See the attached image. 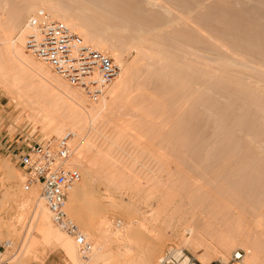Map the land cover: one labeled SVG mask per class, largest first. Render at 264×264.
<instances>
[{
	"label": "bare ground",
	"instance_id": "6f19581e",
	"mask_svg": "<svg viewBox=\"0 0 264 264\" xmlns=\"http://www.w3.org/2000/svg\"><path fill=\"white\" fill-rule=\"evenodd\" d=\"M76 1L77 3L78 1L79 2L81 1L82 3L81 2L80 3L83 5L78 3L81 5L80 7L73 6L74 3H76ZM120 1H121V5L117 4L118 0H9V4L6 6L3 0H0V84L2 85L5 92L11 98L14 99L17 107L21 108V111L25 109L28 111L26 113H27V120L31 121L32 125L31 124L30 125L33 128L38 127L41 133H51V134H55L56 136H61V135L63 136L64 134L72 131L71 132L72 136L69 139L72 157H70L68 163L69 165H75L79 167L81 171L85 174L87 181L97 179L96 172L103 173L106 175V181L110 186L116 185V189H120L122 186L121 164L124 163L123 160L124 157L122 154L128 156L130 161L129 165L127 166L128 184L130 185L131 193L136 192L137 193L136 199L140 201V199L142 198L140 194L143 191V187H141L138 180L141 179V177H143V174L148 175V173H141V170L138 169H137L138 171L135 170L137 168V166H135L137 162L136 159L134 158L133 152L140 150L138 151L139 154V152L141 153L145 151V149L143 148L145 144L140 140V138L144 136V134L140 129L138 130L137 128V125L138 126L141 125L142 122L134 124L130 119H126V120L125 118L115 119L114 115L125 113L130 117H134V115L137 116L145 115L146 117L147 116L154 117L164 113H173L178 115L177 120H175L173 124L175 129L181 134L186 135L188 137L186 133L187 132L186 130L188 129L186 127H189V129L191 127L192 129L190 130H193L192 132H194L193 129L194 124L195 123L197 124L198 122L196 121H199V118L203 117L202 114H204V116L206 117L208 116L207 115L208 113L212 114L214 111L217 110L216 108H219L214 114L215 116L216 114L220 115L221 112H223L221 113L223 114L222 115L223 117L225 116L226 118H229L233 116L231 117V119L233 118L231 121L230 119L222 118L221 121L222 120L224 121L225 119V121L224 122L222 121V123H219L217 121L218 116L215 117L213 115L215 119L217 118L215 121H213L214 117L212 121L209 119V122H211L210 124L217 123L216 124L217 126L215 125L217 128H219L220 125V130L221 129L223 131L225 130L224 132L227 133L228 132L234 133L233 135L230 134L229 136H227L229 133L228 134L227 133L224 134V132L222 133L224 134V136L225 135L227 136V138L225 136L226 139L224 140L223 139L221 140L219 138L220 141H222V143L224 142L223 147L225 146V144L227 143L229 144V141L227 140H231L230 144L231 143L232 144H231V148L229 149L235 151V152L232 151L234 157L236 155L235 153L238 150H241L242 148L241 143L243 145H247L246 146L247 149H248V145L249 148L252 145L253 146V147L251 146L252 152L254 151L257 152L258 150L260 153L257 154L255 152L252 153L250 151L252 154L251 155L249 154L250 155L249 156L248 153L250 152L248 150H246L247 151L246 153L241 151L242 152L241 154L243 153L244 155L247 154L246 155L247 157L243 155L245 158L244 157L241 158L242 156L239 155V158H241L239 159L238 154L236 155L238 160H241L240 162H242L241 164H237L238 168L235 167L236 170L239 171V169H242L240 167H243V165L247 167L246 163L249 164L251 163L249 165L251 166V168L253 167L252 165L254 164V168H252L253 172L251 170L252 173H250L249 172L250 168H246V170H248V173L250 174L248 175L246 171V173L243 174L245 175L247 174V175L246 176L243 175V176L245 179H247L250 178L249 176L252 175L251 177L254 178L253 179L254 181L257 180L260 182V180H262L261 183H263L264 180L262 178H264V138L262 137H264V117H261L262 116L261 114L264 113V72H263L264 70L258 68L257 66H264V48H263L264 41L262 42L263 44H260L261 42L260 40L262 39V37L259 38L260 47H258V50L260 48V51L258 50L256 51L255 49L257 48H255L253 45L254 47L253 49L254 51H256L255 53L258 52L259 56H255L256 54H254L253 50L250 51L252 49V48L250 49V45H246L248 41L252 39V36L255 35L256 37L257 36L260 37L264 32V26L261 24L262 22L260 24L258 23L259 24L258 25L256 23L259 21H257L256 23H255L256 20L252 21L253 20L252 14L253 13L256 14V11L259 13L260 10H257L256 7L254 8L256 9L255 11L253 7H251L252 9L248 8L250 7L251 4L250 5L248 4V6L245 7L246 0L245 1L243 0L245 2V5L243 4L244 2L242 1V4L244 6L243 8H241L242 6L240 0H237L236 2V4H238V2L240 3L241 7L239 8L235 6L236 5L235 3L232 4V2H235L234 0H232V2L229 0H209V2L207 3L208 7H204V8L202 7L203 6L202 0H201L202 2L200 3V6L202 8L199 6L200 0L199 2L198 0L197 1L178 0L181 1L182 4V5L180 4L181 6H183L184 4L185 8L191 10V12L188 13L187 9L186 10L183 9L185 13L187 12L186 16L184 15L185 18H183V14L185 13L182 12L181 15V11L180 13L177 11L179 13L178 16L181 15L180 17L183 18L182 22L185 25L182 26L184 27L183 29H180L178 23L175 24L172 21L167 20L166 21L167 24L165 23L159 24L158 20L155 18V16L157 17V15L159 16L164 15L163 17L165 18L170 16L172 17L173 15H170L171 10L169 9L165 8L163 14H160L162 13V10L157 14V12L154 11L155 12L154 13L151 9L150 11L149 8L147 9V7L145 6V3L148 2L149 0L146 1L143 0L144 3H142V0L141 1L138 0L136 2L135 0L134 1L119 0V2ZM179 3L180 2H178V4ZM254 4L252 6H254ZM205 5L206 4H204V6ZM143 6H145V8ZM181 8L178 9L181 10ZM44 12L48 13V15H50L52 18L59 19L64 23H66V25L69 28L76 31L84 39L85 42L89 43L93 47L99 50H104L109 52L113 56L115 61L118 63L120 70L117 76L113 80L111 86L109 87L105 95L104 96L102 95V97L99 99L97 103L88 101V99L85 97V95L82 92H80L76 88L74 89L73 87L71 88V86L68 83H66L63 79H61L59 76L53 73L48 66L38 61L37 59L36 61L35 59L32 58L30 54L25 52L23 48L22 27L30 15L41 14ZM194 12L198 14L199 16L198 19L200 20L196 18L198 16L194 14L193 16L191 14ZM175 15L177 14L175 13L174 16ZM210 15L211 17H213V20L215 19L216 22L215 21L214 22L216 26L212 25L214 24L211 23L213 20L209 24H207V27L205 25L202 26L203 28L206 27L208 29V30L206 29V32L208 31L207 34L209 35H205L204 34L205 30L201 29L203 33L199 31V29H197L198 28L197 26H193L194 23L192 22V20H190V18H192L191 16H193L198 20L200 25H203L205 24L204 21L207 20V18H209ZM262 15H264V13H262ZM261 18L259 19L262 20L264 17L262 19ZM176 19L175 21L177 22ZM108 20H113V22L115 23L118 21L121 24L119 27V31L123 34L122 35L120 34L119 36L120 38L118 36L115 37L116 33L110 30L109 27L110 25H108L107 23ZM197 20L195 22H197ZM197 23L195 25H198ZM217 28L220 30H218ZM159 32L161 34H165L168 38L167 39L168 41H169L168 35L172 34L171 35L172 38L170 37L171 38L170 42H172V44L170 45L172 47V45L175 46V44H178L175 46V48L177 49L178 47H180L178 48L179 49L178 51L181 52V54H179V52L177 54H173L174 53L173 52L167 56L165 53L168 60H163L162 56L164 54L159 52V44H158L159 38L157 39L153 38L154 39L153 41L147 40V42H145V39L147 38L148 35L159 37ZM175 35L177 36L180 35L179 37L181 38V41L183 43L181 41H180L181 43H179L180 38ZM178 38L179 40H177ZM255 39L256 38L252 40L255 41ZM252 40L249 42L250 44H252L251 43ZM130 47H132L135 50L134 51L135 54L131 60L126 61L125 59H123V54L124 51L126 52L128 48L131 49ZM247 47H249V49H247ZM228 51H230L231 54L233 52L234 56L230 55ZM159 76L160 77L163 76L162 78H160V81H159ZM152 82L159 84L160 88H162L161 90L167 88V90L164 92L165 96L169 98L173 97L174 99L172 101H167V102L162 101L161 103H159V105L154 106L153 103L157 104V102L151 99H153L155 93L149 91L147 92V90L144 89L148 83L151 85ZM208 91L210 93L212 92L216 94L220 98L223 97L224 99L222 100H224V103L225 100L228 103L227 104L222 103L223 105L222 106L220 103H217L215 101L216 99L212 101L211 98L212 101L211 103L213 105L211 104L207 105L208 103L205 104V101L207 102V100L205 101L203 100L204 104L201 103L203 104V106L202 108H200L203 109V112L199 113L201 111L199 109L200 111L199 112L197 111L198 112L197 113L195 108L193 109L192 108L193 106H189V105L190 103L195 104L196 99L198 97L199 99L203 97L206 98V95H208L209 93ZM206 92L208 93L206 94ZM208 97L209 96H207V98ZM214 101L217 104H219L220 107L218 106L216 107L217 104ZM211 106H214L216 108H214L213 111H211L210 109ZM218 111L220 113H218ZM226 111L229 112L230 114V116L228 114L229 117L227 116ZM185 115L187 117L186 120L184 119ZM194 115H197L199 117L198 119H196V121ZM197 116L195 117L197 118ZM111 117L112 120L110 121L109 118ZM191 118L194 119L195 121L193 125ZM190 119H191L190 123L192 126H190L188 123ZM206 119L204 120L206 121ZM228 120H229V124L231 123L230 125L229 124L227 125L225 123ZM202 121L203 119L201 120L200 118V123ZM245 123L247 124L245 125ZM206 126L208 125L206 124ZM212 127H210L211 129L210 128L209 129L212 130ZM107 128H109L108 129L110 131L109 133H107ZM66 129H70V130L66 131ZM213 130L217 131L216 129ZM196 131L198 132V129ZM199 131H201V129ZM235 131L238 133L244 132L245 135L243 133H240L244 136L240 135L238 137L237 135H235ZM211 132L210 133L212 135L210 137L212 138L213 133L215 132L213 131ZM95 133L103 137L104 141H99V140L95 141V138H93ZM202 133L206 135L204 131H202ZM220 133L219 135L221 136ZM195 134L193 133L194 136ZM166 135L167 136L172 135V133H168ZM189 136H190V131H189ZM231 136H235V138L238 137V139L234 138L235 140H233V137L231 139ZM202 137L203 136H201V138ZM192 138L193 137H191V139ZM215 138H217V136H215ZM168 141L169 140H167L166 142ZM253 141L254 144H252ZM188 142H190V140ZM192 142H194V140ZM239 142L241 143L239 144ZM199 143L201 144L203 142H199ZM212 143L213 141L211 142L210 145H212ZM220 143L217 144L220 145ZM189 145H192V143ZM112 147L115 150L114 153L110 152L111 151L110 148ZM178 147L179 146L173 148V150L176 153L179 152L182 153ZM223 147L221 146V149H223ZM225 147H227V145ZM199 148L200 147H198V149ZM201 148L203 149L202 146ZM201 148L199 149L200 152L202 150ZM141 149L144 150L141 151ZM209 149L211 148L209 147ZM187 150L186 151L182 150V151L184 153L185 152L188 153ZM227 150L225 149V151ZM162 151H164V148ZM191 152L192 151H190V153ZM206 152L208 151L204 152L203 150V152L201 153H206ZM184 153H182L181 154L182 156H180V158H177V160L187 161L185 159L187 158V156L185 157ZM226 154L227 153L225 152L224 155ZM140 155L142 156L143 153ZM151 155L152 154L150 153V157H152ZM205 155L207 156L208 153ZM227 157L225 156L222 157L220 162L225 163L223 159L225 158L226 160ZM165 158L166 157H163V155L159 156V163H158L159 169L157 170V172H159L160 170L167 171L166 166L164 164L165 162L164 160H166ZM149 159L151 161V159L153 158H149ZM202 159L204 160V158ZM203 160L200 159L198 161L200 162ZM227 163H225V165ZM158 164L156 165L158 166ZM156 165L154 166L156 167ZM225 167L227 168V166ZM245 167L243 168L245 169ZM214 168H217L216 170H218V167H214ZM216 170L214 171V173L212 168L211 170H208V172L210 171L213 173L211 174L209 172L208 179H210V176H212L211 177L212 179H210L209 181L211 180L213 181V179H216V181L218 180L217 178L219 177H218V173H216ZM222 170L223 168L221 167L220 171ZM154 172L155 173H152V171L150 170L151 175L148 176L157 177L156 174L157 172L155 170ZM226 172L228 174V171ZM226 172L222 171L221 175L222 173L225 174ZM3 173H5L4 174L5 179L14 178L15 181L20 179V177L16 178L14 176H11L12 172H10L9 170ZM169 176H170V172H168L167 177ZM190 177H188V179ZM227 178L228 177H225V179ZM185 179L187 180V178ZM157 181H155V183H159L160 185H162V180L159 179V182ZM243 181L241 182L240 180L239 182L234 181L233 184L230 183L231 181L230 182L225 181L224 184H221L222 182L219 183L220 181L218 180L217 182L219 184H216L217 182L214 183L215 181L212 182L214 184L209 183L211 184L210 188L212 189L211 190L212 193L208 194V197L211 199V207H212L211 213L220 215L219 219L218 218L215 219L220 224H219V228L214 227L213 226L214 223L212 224L209 222L207 225L213 226V228H215L216 231L213 228L211 229L210 227V231L211 230L215 231V232L212 231L214 232V234L216 233V235H218L219 232V235L216 236L217 238L216 240L215 238L213 240L212 239L213 237H210V240L212 239L210 242L208 240L203 239L202 236H200L199 234L196 235L194 233V235H192V231H193L192 228L190 229L187 228V231L190 233V236H192L193 239L198 241L199 246L202 247L203 250L202 256H204L207 252L209 253V251H212L214 252V254L217 255V257L223 259V257H225V255H227L231 249L236 247V243L240 242L242 246L245 247L246 251L240 260H238L237 262L234 261L235 263L264 264V249L262 247L264 246V204L262 203V200L264 201V199L260 198L261 201L260 199L259 200L257 199L258 200L257 202L258 203L261 202V204L256 203V205H254V202H251L254 201V200H250L251 198L249 199L250 202L246 201V199L249 197V192L252 191L253 188L247 193L248 197L247 198L245 197L246 198L245 199L244 196L246 195V193L245 192L243 193V191L241 193V189L244 188L241 187L240 189V186H243V184L247 181L244 182ZM9 182L11 181L9 180ZM16 183L19 184L20 182L19 183L16 182ZM251 183H253L252 180ZM195 185L197 186V184L194 183V186ZM12 186H14V184L9 186V188L10 187L12 188ZM80 186L77 184L74 187V189L71 191L65 203V208L69 216L71 215L70 217H72L74 222L78 226L82 227L81 232L85 236L88 235L87 233L88 231L85 227L86 223L84 222L83 219V215L86 211L82 212L81 207L83 202L89 199L90 195H88L89 190L86 191V187L83 184ZM16 188L17 189L15 191H12L11 189L12 191L11 194L13 193L14 195H16V197L14 198H17L18 202L17 200L16 202L17 204H19L18 206L20 212H17V214L14 216V218L16 217V220H13L14 218L8 219L4 215L3 216L0 215V242L5 244V250L2 253V260L7 261L9 264H13L14 262L17 264H27L26 263L27 261L35 262L34 264H42L44 256L43 254L39 255V253L37 252L36 249L37 246H35V241H33V238L28 234V231H26V233L23 236L22 235L18 236V239H15V235H16L15 226H17V222L20 221V219L24 216L23 209L31 208V220H32L31 228L32 226L35 227V230L41 235L42 241L44 242L46 247H52V248L59 247L64 251L66 255H68V257L72 261H74L77 258V256L75 257L76 243L74 238L70 235H67L66 232H64L60 227L55 225V223L51 219L50 212L46 208L40 196L35 195L34 191L32 190L33 188L29 190L27 193H23L21 190L22 188L21 189H18V187ZM201 188L198 187L197 189L201 190ZM246 190H249V188ZM255 190L253 189V191ZM258 190L261 192V193L259 192L261 195L264 193V190L261 191L260 188ZM256 191L250 193V195L252 194L251 196H253L252 199L255 198L254 194L259 195L258 192L256 193ZM147 193H150V191H148ZM240 193L244 195H241ZM6 194L7 192L6 193L2 192L0 194V205L7 198ZM238 196L239 197L242 196L243 198L240 197L242 198V200H240ZM108 197H110V194H108ZM261 197H263V195ZM88 201H92V200L89 199ZM222 202L225 204L224 208H220L222 207ZM250 203L253 205H251ZM84 208H86V206ZM229 208L236 209L237 212H231ZM105 213L107 214V212ZM107 217L106 215L104 216L102 215V217L100 216L101 219L98 222L97 228H100L102 230V231L100 230L101 232L106 231L107 233L105 232V234H107L111 238H124L126 235L123 233V231L125 227H127V224H129L132 220L131 219L127 220L125 224L119 221L118 224L116 223L114 224L115 226H117V228L114 226L116 229L109 231L108 229L109 218ZM212 241L213 242L216 241L215 244L212 243ZM99 252L100 251H97L96 249L94 250V252L91 255V257H93V260H98L100 258L101 252L100 253ZM131 253H132L131 250L127 249L121 253V256L123 258V256L126 257L127 255L128 258L131 259L132 257ZM108 258L112 259L110 257H106L105 259V256L102 259H104L107 262ZM117 258L118 256H116V259ZM150 258H151L150 255L149 256L143 255L141 257V260L139 261H133V258L128 261L127 259L125 261V258H123L124 260L120 259V261H124L121 262V264H149ZM197 258H198L197 259L198 262L205 261L201 259L200 256H198ZM116 259L115 261H117L118 263L119 260ZM234 262H232L231 264H233Z\"/></svg>",
	"mask_w": 264,
	"mask_h": 264
},
{
	"label": "rangeland",
	"instance_id": "374dc122",
	"mask_svg": "<svg viewBox=\"0 0 264 264\" xmlns=\"http://www.w3.org/2000/svg\"><path fill=\"white\" fill-rule=\"evenodd\" d=\"M136 1H138V0H135V2ZM191 1H190V3H191ZM202 1L200 0V2H199V0H198L199 6H200V3L202 2L203 3L202 4L203 5L202 6L203 8L204 7H208V4L207 3L209 2V0H207V1L202 0ZM229 1L232 2V0H229ZM234 1L235 2H232V4L233 3L236 4L237 0H234ZM240 1H241L240 3H241V6L242 7L240 6V3L239 2H238V4L235 5L238 8L239 7L243 8L244 7L243 4L245 5V2H246L245 7H247L248 4L249 5L251 4L250 7H248V8L253 7V9H254L256 7L257 10H260V11L261 10L262 11L264 10V2H263L264 0H260V1L259 0H246V1L244 0L245 2L243 0H240ZM242 1L244 2L243 4H242ZM3 2H4V4L6 6L9 4V0H3ZM80 2L78 1V3H80ZM178 2H180V3L178 4ZM231 2H229V3H231ZM78 3L76 1V3H74L73 6L80 7L81 5H83V4H81L82 2L80 3L81 5L78 4ZM142 3H144L143 0H142ZM117 4L118 5L119 4L121 5V1L119 2V0H118ZM180 4H181V1H178V0H174V1L173 0H170V1L169 0H149L148 2L145 3V6L147 7V9L149 8V10L151 9L153 12L154 11L157 12V14H158V12H161V10H162V13H160V14H163L165 8L171 10L170 11V15H173L172 17L170 16L171 18L170 17L165 18V17H163L164 15H162V16L157 15V17H156L155 16L156 14L154 16L158 20V23L159 24H161V23L167 24L166 21L167 20H170V21H172L175 24L178 23V25L180 26L179 28L180 29H183L184 27H182V26H185L183 24V22H182L183 18H185L184 15L186 16L187 12L190 13L191 10H188L187 8H185L184 4H183V6H181L182 4L181 5ZM204 4H206V5L204 6ZM253 4H254V6H252ZM260 4H261V6H260ZM145 6H143V7L145 8ZM178 8H181V10L178 9ZM260 8H262V9H260ZM183 9L184 10L187 9L188 11L185 13V11ZM255 10L256 9H254V11ZM177 11L179 13L181 11V15H182V12L185 13V14H183V18L180 17L181 15L178 16L179 13ZM260 11H259V13L256 11V14L253 13L255 16L252 14V16H253L252 17L253 18L252 21H255L256 20L255 23L257 21H259L256 24H258V23L260 24L262 22L261 24L264 26V18H263L264 15H262V13H264V11L263 12L261 11L262 13ZM44 13H46V12H44ZM172 13H174V14L176 13L177 15L174 16V14H172ZM191 14L192 15L194 14V15L198 16V14L196 12L191 13ZM193 16H191L192 18H190V20H192V22L194 23V24L192 23L193 26H197L198 27L197 29H199V31H201V29H203L206 32L207 24H209L213 20V17H211V15H210L209 18H207V20L204 21L205 24L200 25V23L198 22V20H200V19H198L199 16L196 17L198 20L196 18H194ZM200 17H201V15H200ZM254 17H256L258 20L256 18H254ZM176 18H178V19H176ZM193 18H194V21H193ZM210 18H211V20H210ZM252 18H250V19H252ZM259 18H261L263 21L260 20ZM175 19L177 20V22L175 21ZM195 19L197 20L198 23L195 22L196 21ZM214 21H215V19L211 23H214L212 25L216 26L215 25V22L216 21L215 22ZM107 23H108V25H110L109 26L110 27V30H112L113 32L116 33L115 34V37H117V36L119 37L120 34L121 35L123 34V33H121L119 31V27H120L121 24L118 21L115 23V22H113V20H108ZM196 23L198 25H195ZM204 25L206 27L203 28L202 26H204ZM262 25H260V26H262ZM218 30H220V29H218ZM205 32H204L205 35H209V34H207L208 31L206 33ZM171 35L172 34L168 35V37H169V41H168L167 40L168 39L167 36L165 34H161L159 32V37H154L153 35H148L147 38L145 39V42H147V40L148 41H153L154 40L153 38H156V39L159 38V42H158V44H159V52H161V53L164 54L162 56V59L163 60H168L167 57H166V55L168 56L169 54H171L173 52H174L173 54H177L179 52L178 51L179 50L178 48H180V47H178L176 49L175 46L178 45V44H175V43H174L175 46L172 45V47H171V45H170V44H172V42H170V39L172 38ZM263 35H264V32H263L262 36H260V37H258V36L256 37L255 35H254L255 36L254 37V36L251 35L253 40H254V38H256L255 41H253L250 38L252 40V42H251L252 44L249 43L251 40L248 41V43L246 44V45H250V49L252 48L250 51L253 50L254 54H256L255 56H259V53L257 52L258 53V55H257V53H255V52L258 50V47H260V44H263L264 43L263 42L264 41ZM175 36H177V35H175ZM179 36L180 35H178L177 37H179ZM261 37H262V39L260 40L259 38H261ZM179 38L177 40H179ZM180 41H181V38L179 40V43L182 42V41L181 42ZM254 42L255 43H258V44L260 42V44L258 45V44H255ZM251 45H252V47H251ZM253 45H254L255 48H257V49H255L256 51H254ZM130 48L132 50L128 48L127 51L126 52L124 51V54H123V59H125L126 61L131 60L132 57L135 54V52H134L135 50L132 47H130ZM247 49H249V47H247ZM258 51H260V48H259ZM165 53H166V55H165ZM228 53H230V51H228ZM179 54H181V52H179ZM128 55H129V57H128ZM230 55H233V52H232V54L230 53ZM32 58L35 59L33 56H32ZM257 67L260 68V69H262V70H264V68H263L264 66H257ZM165 73H163V74H165ZM162 77L159 76V81H160V78H162ZM197 87H198V85H197ZM71 88H72V86H71ZM73 89H74V87H73ZM144 89L147 90V92L149 91V92L155 93V95L153 96V99H151V100H154V101L157 102V104L153 103L154 106L159 105V103H161L162 101H166L167 102V101H172L174 99L173 97L172 98L171 97L169 98V97L165 96L164 92L167 90V88L161 90L162 88H160V85L157 84V83H155V82H152L151 85L148 83L145 86ZM208 92H206V94ZM211 93L209 92L208 95H206V98H204V97L201 98L200 97L201 99H199V97H198L196 99L195 104L192 103L193 104L192 105L190 103L189 106H193L192 108L193 109L195 108L196 112L197 111L199 112L201 110L199 112V113H201V112H203V109H200V108H202V106L204 104L203 100L204 101L207 100V102L205 101V104L208 103L207 105H209V104L213 105L211 102L213 100H215V99H216L215 101L217 103H220L221 105H222V103L223 104H227L228 103V102H226V100H225V103H224V100H222V99H224L223 97L220 98L216 94H214V93L211 94ZM213 94H214V96H213ZM207 96H209V97L207 98ZM100 98H98L97 100H91V99H88V98L87 99H88V101L97 103ZM211 98H212V101H211ZM200 100H202V101H200ZM218 100L221 101V102H219ZM201 103H203V104H201ZM200 105H201V107H200ZM217 106L220 107L219 104H217L216 107ZM216 107L211 106V108H210L211 111H213V109L216 108ZM216 109L218 110L219 108H216ZM216 111H214L212 114H209V113L207 114L206 113L208 115L206 117L204 116V114H202L204 118L203 117H200L201 120L203 119V121L201 123H200V118L197 115H194L195 121H196V119L199 118V121H196V122H198L200 124V127H199V124L198 123L196 124L195 121H194V119H192L193 118V116H192V118H191L192 119V122H193L192 125L195 123L194 124V127H193L194 132H192L193 130H190V129H192L191 127H190V129H189V127H186L188 130H186V128H185V130L187 131V132L186 131L185 132L187 133L188 137L186 135L181 134L180 132H178L175 129V127H174L173 124H174V121L177 120L178 115L173 114V113H164V114H161V115H158V116H154V117H152V116H147L146 117L145 115L144 116L134 115V117H130L129 115H127L125 113H120V114L114 115L115 119L116 118H125V120L126 119H130V120H132V123H134V124L135 123L142 122L141 125H139V126L137 125V128H138V130L140 129L143 132V134H144V136H142L140 138V140L145 144L144 146H146V147L143 146V148L145 149L146 152L143 151L144 149H141V151H143V152H141V153L139 152V154H138V151H140V150L133 152L134 158L136 159V162L138 163V164L137 163L135 164V166H137V168L135 167L136 168L135 170H137V169L138 170H141V173H148V175H151L150 174V170L152 171V173H155L154 170L157 172V170L159 169V164H158L159 163V156H162L163 155V157H166L165 158L166 160H164L165 161L164 164L166 166L167 171L166 170L165 171L164 170H160L161 171V172L159 171L160 173L159 172L156 173L157 174V177H152V176L149 177L148 175H144L143 174V177H141V179L138 180V182L140 183L141 187H143V191L140 194V196L142 198L139 201V200L136 199L137 193L136 192L131 193V191H130V185L128 184V180H127V175H128V168H127V166L130 163L128 156L122 154L123 157H124V159H123L124 160V163L121 164V169H122V173H121L122 186H121L120 189H116V185L115 186H110L108 184V182L106 181V175L103 174V173H97L96 172L97 179H93V180L87 181L86 180V176L81 171V169L79 167L75 166V165H71V166L75 167L79 171V173L81 175V179H80V182L78 183V185L80 186V185L83 184L86 187V191L89 190L88 191V195H90L89 196V199L92 200V201H88L89 199L88 200H85L83 202V204H82V207H81L82 212H85L86 211L84 213V215H83V219H84V222L86 223L85 224L86 225L85 227H86V229L88 231L87 232L88 235H85V237H87V240L89 241L91 247H90V250L85 255H82L77 250V246H76V254H75V257L77 256L76 259L78 261L76 259L74 261H72L68 257V255H66L64 253V251L62 249H60L59 247H55V248L46 247V245L42 241L41 235L35 230V227L32 226V228H31V224H32V220H31V208H24L23 209L24 216L20 219V221L17 222V226H15V230H16L15 239H18V236H21V235L23 236L26 233V231H28V234L33 238V241H35V246H37L36 247L37 252L39 253V255L43 254V256H44L43 257L44 259L42 261V264H44L47 259L54 260L55 264H77V263H79V264H112L113 261H114L113 264H116L117 263V261H115L116 256H118V258H119V259L117 258L116 260H119L120 261V259L121 260H124L123 258H125V261H126V259L128 258V256L126 255V257L123 256V258H122L121 253L124 250H127V249H130L131 250L132 257L131 256H129V257H131V259L133 258V261H139V260H141V257L143 255H147V256L150 255L151 256V258H150V261L151 262L149 261V264H151L152 262H153L152 264H155L156 260L162 255V253L164 252V250L166 248L170 247V246H175V247H178V248H181L182 250H184L185 254L188 257L193 258V260L195 261L196 264H231L234 261L237 262L238 260L241 259V257L245 254V251H246L245 250V247H243L240 242L239 243H236V247H234L233 249H231L230 252L227 255H225V257H223V259H221L220 257H217V255L214 254V252H212V251H209V253L207 252L204 255L205 256L204 257V256H202V254H203L202 253L203 252L202 247L199 246L198 241L195 240V239H193V237L190 236V233L187 231V228H189V229L192 228L193 229L192 235H194V233L196 235L199 234L200 236H202L203 239L208 240L210 242H211L212 239L214 240V238L216 240L217 239L216 236L219 235V232L218 231H217L218 232V235H216V233L214 234V232L216 230H215V228H213V226L216 227V228H219V224L220 223L217 222L215 219H217V218L219 219V216L220 215H218V214H212L211 213V208H212L211 207V199L208 197V194H211L212 193V191H211L212 189L210 188V185L211 184H209V183H212L214 181H215L214 183H216L218 180L220 181L219 183L222 182L221 184H224L225 181L226 182H228V181L230 182L231 181L230 182L231 184H233L234 181L235 182H239V180H240V182L243 181V180L244 181H247V182H245L243 184V186H240V189H241V187H243L245 189V190L244 189H241V193H242V191H243V193L244 192L246 193V195L244 196V198L245 197L246 198L248 197L247 193L252 188L254 190L255 189L258 190L259 188H260L261 191L264 190V188H263L264 187V185H263L264 182L261 183L262 180L259 179L260 182L257 181V180L254 181L253 180L254 178L251 177L252 175L249 176L250 178H247L246 177L247 179H245L244 176H243V175H245L243 173H246V171L248 173V170H246V168H250V170H249L250 173L253 172L252 168H254V164L252 165L253 166L252 168H251V166H249L251 163L250 164L249 163H246V166L247 167H245L242 164L243 167H245V169L243 167H240L243 170L242 169H239V171L236 170V168H238L237 167V164H241L242 163V162H240L241 160H238L239 155L242 156V157L240 156L241 158H243L244 156L247 157L246 156L247 154L244 155V153L247 152L246 150H248L249 152L250 151L252 152L251 148L253 146L251 145L252 147L250 146V148H249V145H248V149H247V147H246L247 145H243L241 142H239V144L241 143L242 148H241V150H238L235 153L236 155L238 154V158H237L236 155H235V157L233 156L234 155L233 152H235V151L229 149V148H231V144H232V143L230 144V141L231 140H227V141H229V144L228 143L225 144V146L227 145L228 148L225 147V146L223 147V143L224 142L222 143V141H220V139L221 140L222 139L224 140V139L227 138V136H229L230 134L233 135L234 133L228 132L229 133L228 134L227 132H224L225 130L224 131L222 129L220 130V125H219V128L216 127L217 126L216 125L217 123L210 124L211 122H209V119L211 121L213 120V117L215 116L214 114L216 113ZM26 112H28L26 109L23 110V111H21V108L20 107H17L14 99L11 98L5 92V90L3 89L2 85L0 84V113H1L0 117H1L2 122H3L2 124L8 130L9 136H11V141L12 142H10V144H12V146H14V142L13 141L18 137L19 134L20 135L21 134H26L27 135L30 132H34V136L33 137H35V136L36 137H50V136H52V137H60V136H56L55 134H51V133H41V131L39 130L38 127L33 128L31 126L32 125L31 124V121L27 120V113ZM226 112L225 113L228 116L229 112L228 111H226ZM218 113H220V112L218 111ZM221 113H223V112H221ZM221 113H220V115L222 116L223 114H221ZM202 115H199V116H202ZM220 115L219 114L218 115L216 114V116H218V119L217 118L216 119H217V121L219 123H222V121H223V120L221 121L222 118L230 119V121L233 119V118L231 119V117H233V116L229 117L230 114L228 116L229 118H226L225 116L224 117L223 116L221 117ZM261 115H262L261 117H264V113H262ZM195 116H197V118ZM25 117H26V120H25ZM184 117H185L184 119L186 120V118H187L186 115ZM215 117H214V120L213 121L216 120ZM219 117H220V120H219ZM109 119L111 121L112 120V117L109 118ZM191 119L188 121V123H189L190 126H192L191 123H190L191 122ZM204 119H206V121ZM225 119H224V121H225ZM207 121H208V123H207ZM203 122L206 123L208 126H206V124H204ZM225 123L228 125L229 124V120L226 121ZM209 124H210V126H209ZM226 124H224V125H226ZM246 124L247 123H245V125ZM212 125H213V127H212ZM187 126H188V124H187ZM207 127H208V129H207ZM210 127H212V130H210L211 129ZM204 128H205V130H204ZM226 128H227V126H226ZM108 129L109 128H107V133L110 132ZM197 129H198L199 134L196 131ZM200 129H201V131H199ZM213 129H216L217 131H215ZM67 130H70V129H66V131ZM189 131H190V136H189ZM202 131H204V133L206 135H204L202 133ZM211 131L215 132V133H213V137L212 138L210 137L212 135L211 134L212 133ZM218 131H219V133L221 131V133H220L221 136L219 135ZM195 132H196L197 135L195 134ZM223 132H224V134L225 133L228 134L227 136L225 135L226 138H225L224 134H222ZM168 133H172V135H168L167 136L166 134H168ZM193 133L195 134V136L193 135ZM240 133H243L245 135L244 132H240ZM240 133H238V132L235 131V135H237L238 137L240 135H242ZM244 135H242V136H244ZM201 136H203V137L201 138ZM215 136H217V138H215ZM191 137H193V138L191 139ZM232 137H233V140L238 139V137L235 138V136H231V139H232ZM93 138H95V141H97V140L104 141V138L101 137L100 135L96 134V133L94 134V137ZM213 138H215L216 140L213 139ZM262 138H264V137H262ZM183 139H185V140H183ZM202 139H203V141H202ZM167 140H169V141L166 142ZM189 140H190V142H188ZM193 140H194V142H192ZM217 140H219V141H217ZM212 141H213V143H212V145H210ZM199 142H203V143H201L202 145ZM207 142H209V143H207ZM220 142L222 143V145H221ZM191 143H192V145H189ZM217 143H220V145L217 144ZM252 144H254V141H253ZM182 145H183V147H182ZM177 146H179L178 148H179V150L182 153H184L183 151H186L188 149L187 151H188L189 155H188L187 152H185L187 154L184 153V156L185 157L187 156V158H189V159L185 158L187 161H185V160L184 161L177 160V158H180V156H182L181 155L182 153H180V152L179 153H176L173 150V148H175ZM193 146H195V147H193ZM197 146L200 147V148H201V146L203 147V149L201 148L202 149L201 152H203V150H204V152L205 151H208V152L201 153L200 150H199L200 148L198 149ZM211 146H213V147H211ZM221 146L223 147V149H221ZM244 146H245V148H244ZM209 147L211 149H209ZM12 148H10L9 154L0 155V182H1L0 183V194L2 192L3 193H6L7 192V194H6L7 195L6 196L7 198L5 197L6 198L5 201H3L1 203V205H0V207H1L0 208V211L2 210L0 212L1 213L0 215L1 216L4 215L8 219L14 218V216L17 214V212H20L19 211V206H18L19 204H17L18 200H17V198H14V197H16V195H14L13 193L11 194V192L12 191H15L17 189L16 187H18V189H21L22 188L21 190H22L23 193H27L28 192V191H25L23 189V187H22L23 178H22V173H21L20 168L15 164L14 160L11 159V150H12ZM112 148H110V150H111L110 152L114 153L115 150H114V148L112 150ZM163 148H164V151H162ZM194 148H195V150H194ZM213 148H214V150H213ZM216 148H217V151H216ZM225 149L226 150L228 149V150L225 151ZM170 150H172V151H170ZM254 150H255V148H254ZM190 151H192V152L190 153ZM241 151L244 152V153L241 154L242 153ZM225 152L227 153L226 155H224ZM251 152L248 153V155L249 154L251 155L254 152L257 153V154H260L258 150H257V152L256 151H254L252 153ZM142 153L144 155V156L142 155L144 158L140 155ZM150 153L152 154L151 155L152 157H150ZM192 153H194V154H192ZM207 153H208V155L206 156L205 154H207ZM231 154H232V157H231ZM223 155L225 157L230 156V157H227L226 160H225V158L223 159L225 161V163H227V161H228L229 165H228V163L225 165V163L220 162L221 161V158L224 157ZM202 156H204V157H202ZM149 158H153V159H151V161H150ZM198 158H200L201 160H203L202 158H204V160L199 162L198 160H200V159H198ZM241 158H239V159H241ZM147 160H149V161H147ZM153 160H155V161H153ZM152 161H153V163H152ZM196 161H197V163H196ZM212 161L215 162V163H213ZM207 162H208V164H207ZM141 163H142V165H141ZM210 163H212V164H210ZM147 164H148V166H147ZM156 164H158V166ZM154 165H156V167ZM197 165H199V166H197ZM200 166H202V167H200ZM225 166H227V168L228 167L229 168L227 169ZM214 167H218V170H216L217 168H214ZM221 167L223 168L222 171H224V172L228 171V174H227V172L225 174L226 175H229V176H226L224 173H222V175H221V172H222V171H220L221 170ZM211 168L213 170V173H214L215 170H216V173H218V177L219 178H217L218 179L217 181H216V179H213V181L211 180L212 182L209 181L210 179H212L211 178L212 176H210V179H208L209 178V172H210V171L208 172V170H211ZM196 169L197 170L199 169V170L197 171ZM8 170L10 172H12L11 173V176H14L16 178L17 177H20V179L19 180H16V181H15L14 178L13 179H10V178L5 179V176H4L5 173H3V172H6ZM251 170H252V172H251ZM142 171H144V172H142ZM232 171H233V173H232ZM168 172H170V176L169 177H167L168 176ZM210 173L213 174L212 172H210ZM250 173H248V175ZM239 174H240V176L241 175L242 176L240 177ZM224 176L225 177H228V178L225 179ZM188 177H190V178L188 179ZM238 177H240V178H238ZM185 178H187V180ZM1 179H2V181H1ZM159 179L162 180V185H160L159 183H155V181H157V180H158L157 182H159ZM262 179L264 180V178H262ZM9 180L11 182H9ZM248 180H249V182H248ZM251 180H252L253 183H251ZM16 182H18V183L20 182L21 184L20 183L17 184ZM194 183L197 184V186L199 185L198 186L199 188L202 187L201 190L200 189H197L198 187L196 185L194 186ZM214 183H212V184H214ZM219 183L217 182L216 184H219ZM256 183H258V184H256ZM259 183H261V184H259ZM13 184H14L15 188H14V186H12V188L11 187L9 188V186H11ZM15 184H17V185H15ZM226 184H229V183H226ZM244 185H245L246 188L244 187ZM208 187H209V190H208ZM254 187H257L258 189L257 188H254ZM80 188H81V186H80ZM248 188H249V190H246ZM6 189H8V190H6ZM11 189H12V191H11ZM148 189H150V190H148ZM253 189H252V191L249 192V197L247 199L246 198L245 199L248 202H250V200H254V201H251V202H254V205H256V203H258L257 201L260 198L264 199V193L262 192L263 193L262 194L263 197H261L262 196L260 194L261 192L259 190L258 191L255 190L256 193L258 192V194L261 195V196L254 194V197L255 198L252 199L253 196H251L252 194L250 195V193L251 192H255V191H253ZM32 190L34 191L35 195H39V188L38 187L37 188L36 187H33ZM147 190L150 191V193H147L148 192ZM108 194H110V197H108ZM241 195H244V194H241ZM240 197H242V196H240ZM242 198H240V200H242ZM255 199H256V202H255ZM16 200H17V202H16ZM260 201H261V199H260ZM262 203L264 204V201L263 200H262ZM9 204H10V206H9ZM258 204H261V202L258 203ZM251 205H253V204H251ZM83 206L84 207L86 206V208H84ZM224 206H225V204L222 202V207H220V208H224ZM229 209L231 210V212H237L236 209H232V208H229ZM105 212H107V214ZM102 215L103 216L106 215V217L109 216V217H107V218H109L108 219L109 220V227H108L109 231L115 230L117 228V226L114 225L117 221H120V222H122V223L125 224V222L127 220H130L131 219L132 221L129 224H127V227H125V229L123 231V233L126 236L124 238H111L107 234H105L106 231L105 232L103 231L104 232V234H103V232H101L102 230L100 228H97L98 227V222L101 219L100 216L102 217ZM13 220H16V217ZM209 222L212 223V224L214 223L213 226H208L207 224ZM207 226L209 227V229H208ZM210 227H211V229L213 228L215 231L214 230H211L210 231ZM27 229H29V230H27ZM30 229H31V231H30ZM80 229L82 230V227H80ZM212 231H214V232H212ZM210 234H211V236H210ZM212 235H215V236H212ZM210 237H213V238L210 240ZM215 242L212 241V243H214V244H215ZM0 244H3L4 245V243H2V242H0ZM238 244H240V245H238ZM262 247L264 249V246H262ZM95 249L97 251H100L102 253V255H101V253L99 252L101 259L99 258L98 260H93V257H91V255H92V253L94 252ZM236 250L240 251L241 257H240V259H235L234 261H231L230 258H231L232 254ZM103 255L105 256V259H106V257H110L112 259H109L108 258L109 261L107 260V262H106L104 259H102L104 257ZM208 255H210V256H208ZM198 256H200L201 259H203V257H204L203 260H205V261L204 262L203 261L198 262V260H197L198 259L197 258ZM131 259L128 258L127 261L128 260H131ZM119 261H118L117 264H119ZM5 262H6L5 264H9L7 261H5ZM121 262H124V261H120V264H121ZM235 262L233 264H237ZM26 263L27 264H34L35 262H31V261L29 262V261H27ZM13 264H17V263L14 262Z\"/></svg>",
	"mask_w": 264,
	"mask_h": 264
},
{
	"label": "built area",
	"instance_id": "2783aa9c",
	"mask_svg": "<svg viewBox=\"0 0 264 264\" xmlns=\"http://www.w3.org/2000/svg\"><path fill=\"white\" fill-rule=\"evenodd\" d=\"M22 34L25 52L88 99L97 100L104 95L120 70L109 52L85 42L66 23L47 13L31 15L22 27ZM33 136L34 132L19 134L11 150V159L22 173V187L25 191L39 188V196L52 221L74 238L77 250L85 255L91 245L65 208L69 194L81 179L79 171L68 163L72 133L60 137ZM4 250L5 244H0V264L6 263L2 260ZM240 257V251L236 250L230 260ZM155 264L196 263L181 248L170 246Z\"/></svg>",
	"mask_w": 264,
	"mask_h": 264
},
{
	"label": "crops",
	"instance_id": "0c3cea01",
	"mask_svg": "<svg viewBox=\"0 0 264 264\" xmlns=\"http://www.w3.org/2000/svg\"><path fill=\"white\" fill-rule=\"evenodd\" d=\"M1 115V113H0ZM2 119L0 117V155L9 154L10 148H12V144H10L11 136H9L8 130L2 124ZM44 264H55L54 260L47 259Z\"/></svg>",
	"mask_w": 264,
	"mask_h": 264
}]
</instances>
